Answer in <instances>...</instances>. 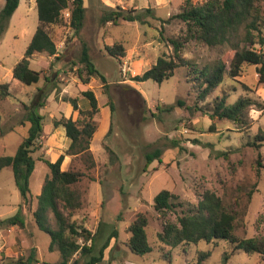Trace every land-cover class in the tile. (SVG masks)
Here are the masks:
<instances>
[{
	"label": "rangeland",
	"instance_id": "1",
	"mask_svg": "<svg viewBox=\"0 0 264 264\" xmlns=\"http://www.w3.org/2000/svg\"><path fill=\"white\" fill-rule=\"evenodd\" d=\"M191 1L201 4L205 0ZM185 2L85 0L86 19L79 34L69 25H50L57 55L38 53L30 59V67L41 72L39 82L31 85L14 78L13 68L24 56L39 24L35 0H20L0 39V83H9L11 93L0 101V157L14 156L28 135L32 124L26 119L24 104L31 105L40 89L47 88L50 95L45 106L37 111L43 117L44 132L34 156L44 155L52 161L71 144L65 129L54 127V118H78L79 112L73 111L69 98H77L82 109L89 108L84 90H93L98 99L100 110L95 117L98 127L91 141L95 166L88 167L80 155H66L62 164L63 169L70 167L84 173L76 185L83 193L84 205L72 219L97 233L91 254H98L109 234L118 230V237L111 239L98 264H198L202 252L210 253L203 264H264L258 254H248L243 249L234 251L225 262L224 253L232 252L233 244L222 239L192 243L186 246L187 251L184 245L172 248L158 239L163 224L177 220L175 212L160 215L153 207L154 198L162 189H169L180 201L192 204L198 203L205 190L215 191L236 214L238 236H264V167L257 172L256 163L261 153L264 164V146L257 149L249 145L264 130V81L260 82L257 67L245 64L235 78L227 73L224 82L203 102L185 67H179L174 76L162 83L134 79L155 64L159 56L174 55L171 38L183 41V56L200 66L218 60L229 65L236 43L241 48L264 49L263 44L244 39L245 25L233 44L208 46L192 38L185 40L186 23L173 17L181 12ZM102 3L120 5L135 13L150 11L144 17L145 22L120 20L118 24H102ZM3 5L4 0H0V10ZM259 5L264 14V0ZM260 28L264 36V24ZM253 32L256 38L258 31ZM82 40L88 43L91 59L106 77V83L98 74L91 76L88 83L80 78V69L85 78L88 76L80 62ZM116 43L123 44L124 56L109 54L107 48ZM224 95L227 104L239 97L252 99L249 125L240 127L232 120L211 116L215 102ZM109 99L114 103V111ZM179 99L182 105H177ZM197 102L203 109L195 108ZM172 104L174 107L169 109ZM157 148L162 150L161 159L155 158L148 164L146 155ZM49 175V166L37 160L29 181V201L25 203L12 168L1 170L0 218L21 211L25 227L0 230V264H13L21 256L26 258L33 247L39 259L36 264L61 262L60 251L50 249V235L37 226L33 216L37 197ZM177 211L181 212L178 208ZM141 212L149 220L146 231L152 247L145 255L132 252L128 246L131 235L128 227ZM50 218L56 226L52 213ZM89 259L90 255L77 253L70 264L73 260L87 264Z\"/></svg>",
	"mask_w": 264,
	"mask_h": 264
},
{
	"label": "trees",
	"instance_id": "2",
	"mask_svg": "<svg viewBox=\"0 0 264 264\" xmlns=\"http://www.w3.org/2000/svg\"><path fill=\"white\" fill-rule=\"evenodd\" d=\"M260 0H205L201 4H194L191 0H186L181 12L173 17L181 19L187 25L185 40L195 39L208 46L233 44V40L239 37L241 26L247 27L244 39L255 44L259 42L264 45V36L260 25L264 24V14L259 5ZM38 11L39 24L26 49L24 56L13 68V77L22 83L31 85L38 83L41 72L30 67V59L38 53L57 55L56 42L50 35V25H69L76 34H79L84 27L87 7L85 0H35ZM20 4V0H5L4 6L0 10V39L9 27L10 19ZM146 13H135L120 5L116 7L102 3V13L100 22L106 24L111 22L118 24L123 21L145 22ZM69 12V16H66ZM254 30L258 31L257 40ZM170 42L174 47V55L171 57L159 56L156 63L140 75L134 76L135 80L144 81L152 79L162 83L174 76L179 67H185L188 78L192 86L197 88L198 98L205 101L225 80L228 73L232 78L241 74L245 64L255 65L259 74L260 82L264 81V49L241 48L238 43L233 44L231 60L227 65L222 60L214 64L200 66L196 62L186 58L182 54L183 41L171 38ZM112 56H124L126 54L123 44L116 43L107 48ZM80 62L86 67L88 76L85 78L80 69L79 76L84 83H88L91 76L100 75L106 83V77L96 68L91 59L90 48L86 41L82 40V52ZM50 81V78H46ZM9 83H0V101L10 96ZM50 95L47 88L40 89L31 105L24 104L27 111L26 119L31 121L28 135L19 145L14 156L0 157V172L5 167H11L14 173L15 182L20 189L23 201H29L30 177L36 166V161H44L50 169V175L46 178L42 192L38 195L37 207L33 211V216L37 226L47 232L51 237L50 249L57 248L62 260L59 264H70L77 253L90 255L87 264H98L104 257V251L110 245L112 238L118 237V230L114 229L108 236L104 244L99 248L98 254H91L95 249L96 235L84 225L78 224L72 219L74 214L83 208V193L77 188L84 173L74 168L63 169L62 164L66 155L82 156L88 167L95 166V160L91 151V141L97 130L96 114L99 112L98 99L93 90L83 91V96L90 101V107L82 109L77 98H69L73 111H78L79 116L74 119L72 116H62L54 118V127H64L66 135L71 139V144L65 153L61 154L56 161L40 155L34 156L38 150V140L42 137L44 128L43 117L37 112L44 107ZM179 99L177 105H182ZM253 104L249 97H239L232 104H227V96L224 95L215 102L211 111L213 118L232 120L238 126L249 125L248 110ZM111 111L115 106L109 99ZM169 109L174 104L168 106ZM195 108L203 107L197 102ZM112 129L110 125L109 131ZM249 145L259 149L264 146V130H260ZM162 150L157 148L146 155L147 163L150 164L155 158L161 159ZM226 155V154H224ZM257 172L264 167L261 153L258 154ZM153 207L160 215H166L169 211L177 214V220L167 221L158 232L159 241L167 246L176 248L186 246L204 240L211 242L214 239H222L233 244L232 252L224 253V261H228L234 251L243 249L248 254H258L264 263V236L262 237H240L236 233V214L229 210L223 199L212 190H205L197 204L186 203L179 200L177 194L169 189H162L154 198ZM177 208L181 210L179 213ZM50 213L56 220L53 226ZM148 217L145 213H138L132 221L128 230L130 238L128 240L129 249L139 255H145L152 251L148 241L146 227ZM24 228L25 220L21 211L12 217L0 218V230L4 228ZM209 252H202L199 256L198 264H203ZM39 259L36 255V247H33L29 255L17 258L13 264H36ZM78 260H73L72 264H78Z\"/></svg>",
	"mask_w": 264,
	"mask_h": 264
},
{
	"label": "built area",
	"instance_id": "3",
	"mask_svg": "<svg viewBox=\"0 0 264 264\" xmlns=\"http://www.w3.org/2000/svg\"><path fill=\"white\" fill-rule=\"evenodd\" d=\"M66 16H69V12H66Z\"/></svg>",
	"mask_w": 264,
	"mask_h": 264
},
{
	"label": "crops",
	"instance_id": "4",
	"mask_svg": "<svg viewBox=\"0 0 264 264\" xmlns=\"http://www.w3.org/2000/svg\"><path fill=\"white\" fill-rule=\"evenodd\" d=\"M4 3H5V0H4ZM4 6V5H3ZM61 127V126H60ZM58 128V127H57ZM64 128V127H63Z\"/></svg>",
	"mask_w": 264,
	"mask_h": 264
},
{
	"label": "water",
	"instance_id": "5",
	"mask_svg": "<svg viewBox=\"0 0 264 264\" xmlns=\"http://www.w3.org/2000/svg\"><path fill=\"white\" fill-rule=\"evenodd\" d=\"M53 77H54V75H53Z\"/></svg>",
	"mask_w": 264,
	"mask_h": 264
}]
</instances>
